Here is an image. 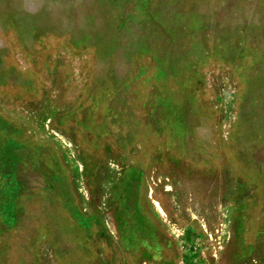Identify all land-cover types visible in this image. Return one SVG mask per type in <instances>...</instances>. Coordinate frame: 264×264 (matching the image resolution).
I'll return each instance as SVG.
<instances>
[{"label":"rangeland","instance_id":"rangeland-1","mask_svg":"<svg viewBox=\"0 0 264 264\" xmlns=\"http://www.w3.org/2000/svg\"><path fill=\"white\" fill-rule=\"evenodd\" d=\"M0 264H264V0H0Z\"/></svg>","mask_w":264,"mask_h":264}]
</instances>
